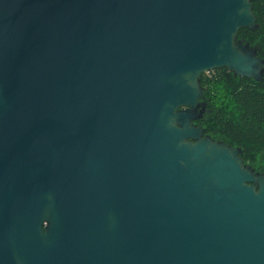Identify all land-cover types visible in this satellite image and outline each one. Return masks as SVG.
<instances>
[{
    "label": "water",
    "instance_id": "1",
    "mask_svg": "<svg viewBox=\"0 0 264 264\" xmlns=\"http://www.w3.org/2000/svg\"><path fill=\"white\" fill-rule=\"evenodd\" d=\"M252 8L0 0V264H264V171L194 123L263 78Z\"/></svg>",
    "mask_w": 264,
    "mask_h": 264
},
{
    "label": "trees",
    "instance_id": "2",
    "mask_svg": "<svg viewBox=\"0 0 264 264\" xmlns=\"http://www.w3.org/2000/svg\"><path fill=\"white\" fill-rule=\"evenodd\" d=\"M257 27H241L238 37L257 45L264 53V0H253ZM209 73V74H208ZM255 80L234 75L226 67L203 72L206 113L198 120L204 134L241 147L244 163L256 170L264 168V76Z\"/></svg>",
    "mask_w": 264,
    "mask_h": 264
},
{
    "label": "flooded vegetation",
    "instance_id": "3",
    "mask_svg": "<svg viewBox=\"0 0 264 264\" xmlns=\"http://www.w3.org/2000/svg\"><path fill=\"white\" fill-rule=\"evenodd\" d=\"M260 52V51H259ZM261 53V52H260ZM206 113V110L203 112V115H202V117L200 118V119H202L203 118V116H204V114ZM200 119H196V120H194V123L196 124V125H199L198 124V120H200ZM258 171H264V168L263 169H259Z\"/></svg>",
    "mask_w": 264,
    "mask_h": 264
},
{
    "label": "rangeland",
    "instance_id": "4",
    "mask_svg": "<svg viewBox=\"0 0 264 264\" xmlns=\"http://www.w3.org/2000/svg\"><path fill=\"white\" fill-rule=\"evenodd\" d=\"M211 70H209V71H205V72H210ZM209 74V73H208Z\"/></svg>",
    "mask_w": 264,
    "mask_h": 264
}]
</instances>
